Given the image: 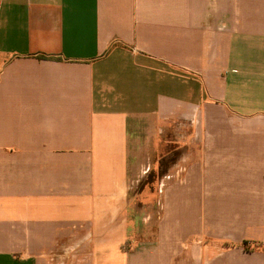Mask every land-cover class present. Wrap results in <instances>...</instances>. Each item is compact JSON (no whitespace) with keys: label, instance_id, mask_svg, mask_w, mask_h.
<instances>
[{"label":"crops","instance_id":"obj_1","mask_svg":"<svg viewBox=\"0 0 264 264\" xmlns=\"http://www.w3.org/2000/svg\"><path fill=\"white\" fill-rule=\"evenodd\" d=\"M0 264H264V0H0Z\"/></svg>","mask_w":264,"mask_h":264},{"label":"rangeland","instance_id":"obj_2","mask_svg":"<svg viewBox=\"0 0 264 264\" xmlns=\"http://www.w3.org/2000/svg\"><path fill=\"white\" fill-rule=\"evenodd\" d=\"M166 152V146H163L161 149H159V152L156 154V156L158 155L156 162L152 163L151 169L148 171V173H146L139 187H142L144 184L151 185L154 181H157L160 177H164L166 175L167 168L171 165L173 160L177 159L179 151L175 146H171L169 153L166 154ZM132 196L136 197L134 195ZM149 199L150 198H148V201Z\"/></svg>","mask_w":264,"mask_h":264},{"label":"trees","instance_id":"obj_3","mask_svg":"<svg viewBox=\"0 0 264 264\" xmlns=\"http://www.w3.org/2000/svg\"><path fill=\"white\" fill-rule=\"evenodd\" d=\"M42 57H45V56H42Z\"/></svg>","mask_w":264,"mask_h":264}]
</instances>
